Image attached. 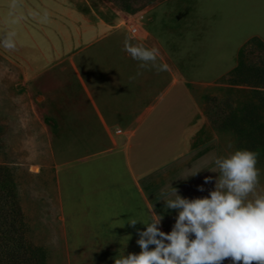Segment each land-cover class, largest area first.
<instances>
[{
  "label": "rangeland",
  "instance_id": "374dc122",
  "mask_svg": "<svg viewBox=\"0 0 264 264\" xmlns=\"http://www.w3.org/2000/svg\"><path fill=\"white\" fill-rule=\"evenodd\" d=\"M25 1L17 8L19 33L13 30L12 0L0 4V38L10 36L16 43L15 50L0 44V162L13 168L27 239L45 253L31 264H114L123 247H110L109 233L92 231L91 214L84 218L88 230H78L77 219L86 212L77 210L75 199L68 205L62 196V168L77 154L63 157L67 138L45 135L46 123L52 129L46 121L50 100L59 90L49 89L47 104L44 63L35 66L36 58L29 55L45 42L59 47L62 28L75 34L67 22L75 12L102 19L112 29L123 25L118 19L154 0H36L31 9ZM148 16L147 26L174 52L182 79L194 81L190 87L207 115L219 157L237 149L258 153L259 183L249 199L264 196V0H160ZM65 188L75 194L70 183ZM119 239L122 234L111 240Z\"/></svg>",
  "mask_w": 264,
  "mask_h": 264
},
{
  "label": "crops",
  "instance_id": "0c3cea01",
  "mask_svg": "<svg viewBox=\"0 0 264 264\" xmlns=\"http://www.w3.org/2000/svg\"><path fill=\"white\" fill-rule=\"evenodd\" d=\"M159 1L126 14L118 19L123 25L112 29L102 19L75 12L67 18L75 34L62 28L59 47L45 42L44 48L29 55L36 58L35 66L44 63L47 104L49 89L59 90L50 100L46 121L52 129L46 123L45 135L67 138L62 140L63 157L77 154L75 162L62 168L64 194H60L66 195L68 205L75 199L77 210H85L84 217L77 219L78 230H88L84 218L91 214L94 233H109L111 239L123 235L122 241L110 239V247L140 249L137 230L145 225L138 221L133 227L128 220L148 219L152 209L163 217L160 229L171 231L177 212L167 210L161 200L162 192L163 198H174L169 184L182 197L193 199L208 196L219 178L212 171L219 157L217 140L210 136L207 115L192 93L194 81L182 79L174 52L166 49L161 34L147 26L148 12ZM12 2L13 30L19 33L20 0ZM25 3L31 9L36 0ZM126 39L158 49L159 62L167 64V70L140 69L139 62L124 51ZM28 68L33 71V60ZM138 71L142 75L137 76ZM205 177L212 181L205 183ZM67 183L75 187V194L72 189L66 193Z\"/></svg>",
  "mask_w": 264,
  "mask_h": 264
},
{
  "label": "clouds",
  "instance_id": "9594fccd",
  "mask_svg": "<svg viewBox=\"0 0 264 264\" xmlns=\"http://www.w3.org/2000/svg\"><path fill=\"white\" fill-rule=\"evenodd\" d=\"M6 49L15 50L16 43L9 36L0 38ZM124 51L139 62L140 69L166 71L167 64L159 62V51L133 44L126 39ZM142 75L141 71L137 76ZM135 79V77H131ZM258 153L237 149L214 160L213 172L219 173L215 187L205 197L188 199L178 194L169 184L170 196L162 201L167 210L177 212L170 232L159 225L162 215L152 209V215L143 221L130 219L135 226L144 224L138 231L136 243L139 253L124 254L123 248L114 264H264V196L249 199L259 183L260 170L256 167ZM199 170L182 177L187 179ZM205 183L212 181L205 177ZM203 191V187H199ZM123 226V225H120ZM152 246V247H150Z\"/></svg>",
  "mask_w": 264,
  "mask_h": 264
},
{
  "label": "trees",
  "instance_id": "16d2710c",
  "mask_svg": "<svg viewBox=\"0 0 264 264\" xmlns=\"http://www.w3.org/2000/svg\"><path fill=\"white\" fill-rule=\"evenodd\" d=\"M12 170L5 161L0 162V264H31L45 253L27 239L28 225L16 196Z\"/></svg>",
  "mask_w": 264,
  "mask_h": 264
},
{
  "label": "built area",
  "instance_id": "2783aa9c",
  "mask_svg": "<svg viewBox=\"0 0 264 264\" xmlns=\"http://www.w3.org/2000/svg\"><path fill=\"white\" fill-rule=\"evenodd\" d=\"M130 30H131V31H134V30H135V27L130 26ZM117 131H120V130H117Z\"/></svg>",
  "mask_w": 264,
  "mask_h": 264
}]
</instances>
